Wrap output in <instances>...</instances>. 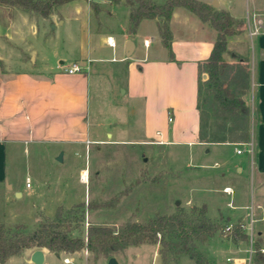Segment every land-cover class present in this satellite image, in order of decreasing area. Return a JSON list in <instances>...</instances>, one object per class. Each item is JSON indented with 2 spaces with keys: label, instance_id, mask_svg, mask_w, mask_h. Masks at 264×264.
Listing matches in <instances>:
<instances>
[{
  "label": "rangeland",
  "instance_id": "374dc122",
  "mask_svg": "<svg viewBox=\"0 0 264 264\" xmlns=\"http://www.w3.org/2000/svg\"><path fill=\"white\" fill-rule=\"evenodd\" d=\"M152 1L157 4L165 2ZM102 7L100 20L103 25L120 34L121 27L129 23V8L110 4ZM45 24L48 36L55 37L56 41H60L68 30L67 25L52 30V26L48 28V22ZM96 24H99L98 20ZM154 30L156 25L151 21L144 22L139 28L138 35L134 37L138 49L135 57L144 58L140 44L143 37H150ZM42 34L43 29L40 30ZM29 40L35 43L31 34ZM43 52L50 57L49 65L57 66L58 56L53 55L55 47L46 48ZM148 53L151 56L164 55V48L155 42L147 51V58ZM64 56L66 64L71 63L68 54ZM98 66L113 67L111 63H95L90 70V131L102 142L84 146L80 154L65 149L63 162L56 160L64 150L59 151L61 147L58 145L9 146L7 181L0 184V224L7 227L25 225V232H30L43 217L55 218L59 209L57 199L63 190L65 204L87 201L85 205L94 206L93 210L87 211L84 223L73 236L86 235L90 224L119 230L128 222L146 223L159 215L178 212L197 219L199 210L195 209L205 205L207 219L220 228L215 235H204L195 242L208 263L257 264L256 258L260 253L264 264V175L260 178L254 175L253 148L246 142L251 139L254 129L251 116L222 123L220 114L212 109L210 117L215 124L217 142L203 144L200 148L177 144L171 138L165 141L159 137V132L169 134L173 125L161 109L187 93L174 90L171 85L168 87L172 89L161 90L160 73L147 70L146 79L140 77L134 81L135 85L147 83V98L131 99L125 93L126 89L121 87V78L112 79L107 74L109 77L98 81L94 71ZM146 117L147 139L143 135ZM217 124L226 126L219 128ZM219 142L221 144L206 159L196 154L198 150L213 148ZM237 149L242 153H237ZM215 162L220 166L214 165ZM84 171H87L88 178L87 182L81 183ZM206 202L210 203L209 208ZM226 213L231 216L232 225ZM239 213L237 221L233 215ZM237 225L246 233V240H233L232 232ZM27 253L29 251L12 257L6 264H33L28 262ZM65 256L47 253L45 264H64ZM77 256L76 260L83 259L82 254ZM88 257L86 264L109 262L104 255L95 252L89 253ZM114 257L118 264H196L177 248H165L160 242L131 246ZM77 263L81 264L80 261Z\"/></svg>",
  "mask_w": 264,
  "mask_h": 264
},
{
  "label": "crops",
  "instance_id": "0c3cea01",
  "mask_svg": "<svg viewBox=\"0 0 264 264\" xmlns=\"http://www.w3.org/2000/svg\"><path fill=\"white\" fill-rule=\"evenodd\" d=\"M200 1L210 5L216 2V7L212 5L216 10L229 12L236 21L243 22V31L229 38L228 51L224 58L229 63H236L234 56L238 55L246 59L249 65L248 89L244 99L250 107L251 123L254 129L251 139L247 142L253 148L254 175L260 178L264 175V27H259V21H264V0ZM98 3L101 8L98 16L93 13L88 1L76 0L57 7L53 17L48 19L17 8L0 5V184L7 181L9 146L58 145L61 147L59 151L64 149L62 152L64 161L65 149L80 154L84 146L86 148L88 144L102 142L96 135L91 134L89 121V91L92 78L90 70L95 63H111L113 67L111 69L104 66L94 69L98 81L109 75L112 79L121 78V87L126 89L125 93L131 99L143 96L147 98V83L143 86L135 85L136 78L146 79L147 70L160 73L161 90L174 87V90L182 93L185 91L187 94L184 97L179 96L176 102L162 107L161 110L165 115L172 114L173 122L170 125L173 126L169 134L160 131L159 137L166 139L165 141L171 138L173 142L189 147L215 143L201 142L199 137L201 117L197 108L199 103L198 63L206 60L214 47L217 32L212 26L202 22L189 11L176 9L170 22L171 48L176 61H171L169 50L161 42L156 20H143L138 30L132 34L129 33L128 23L121 27L119 34L105 27L100 20L103 14L102 6L115 4L108 1ZM115 6L125 7L124 4ZM109 14L113 16L112 13ZM97 20L99 24H96ZM147 21L153 22L156 30L151 32L150 37H143L140 53L144 54V58H138L135 57L138 49L134 37L138 35L142 24ZM45 22H48V28L52 26V30L67 25L68 30L65 36L60 41H56L51 35L48 36ZM41 29H43L42 35H40ZM255 29H258V32L251 34ZM29 34L34 37L35 43L29 40ZM109 38H112L115 43L114 47L109 45ZM146 39L152 41L148 48L144 45ZM129 41L134 43V50L130 56H127L126 45ZM155 42L164 48V55L158 53L151 56L148 53L147 58V51ZM54 47L53 55L58 56L55 67L49 65L50 57L43 52L46 48ZM65 53L68 54L67 58L71 63L66 64ZM151 57L153 59H150ZM74 63L83 66L82 72L66 73L65 69ZM145 110L147 112V107ZM147 133L146 117L143 132L146 139ZM221 143H216L213 148L206 147L203 151L198 150L196 154L206 159ZM216 164L220 166L218 162L214 165ZM80 182L83 183L81 180ZM57 202V207L70 208L78 205L65 204L64 190ZM206 204L209 208L210 203L206 202ZM229 204L230 201L227 202L228 206ZM226 214L232 225L231 216ZM233 216L238 221L240 213ZM27 251L29 253L25 255L31 263V254L34 250ZM47 253L52 252L45 251L44 264ZM63 254L60 253V256ZM79 254L83 255L82 260L80 258L76 260ZM70 256L72 264H78L79 261L81 264H86L89 252L82 251Z\"/></svg>",
  "mask_w": 264,
  "mask_h": 264
},
{
  "label": "trees",
  "instance_id": "16d2710c",
  "mask_svg": "<svg viewBox=\"0 0 264 264\" xmlns=\"http://www.w3.org/2000/svg\"><path fill=\"white\" fill-rule=\"evenodd\" d=\"M73 1L76 0H0V5L17 8L48 19L53 16L57 7ZM86 1L97 16L100 13L99 1H108L115 5L124 4L129 8V33L131 34L138 30L143 20H156L161 42L169 50L171 61H176L171 48L170 29L174 11L184 8L202 22L209 23L217 32V37L210 56L198 63L199 103L197 108L201 117L200 140L201 142H217L215 124L210 117L212 109L220 114L222 123L250 117V107L244 99L248 89L249 65L246 59L238 55L234 56L236 63H229L224 58L228 51L229 38L243 31V22L236 21L229 12L218 11L212 5L200 0H165L162 4L152 0ZM204 74L207 75L205 80L202 78ZM217 125L219 128L226 126L225 124ZM93 209V205H85V203L69 209L61 206L54 219L43 217L30 232H25V225L7 227L1 223L0 264H6L10 258L35 249L67 255H75L82 251L95 252L109 260L128 247L157 242L165 248L168 246L177 248L180 253L186 254L196 264H209L195 242L204 235L211 237L220 230L219 226L207 219V207L204 205L201 209H195L199 210L197 219L190 218L184 212H178L172 215H159L146 223L128 222L119 230L90 224L86 235L73 236L74 231L84 223L87 211ZM232 238L235 241H243L246 240L247 235L242 232L241 226L237 225L232 232ZM262 257L259 253L256 258L257 264H262Z\"/></svg>",
  "mask_w": 264,
  "mask_h": 264
},
{
  "label": "built area",
  "instance_id": "2783aa9c",
  "mask_svg": "<svg viewBox=\"0 0 264 264\" xmlns=\"http://www.w3.org/2000/svg\"><path fill=\"white\" fill-rule=\"evenodd\" d=\"M259 27H264V21L263 22L259 21ZM257 32H258V29H255L254 32L251 33V34H256ZM108 43L112 47L115 46V43L113 42L112 38H109ZM151 43H152V41L150 39L144 40V45H145L146 48H148L151 45ZM83 69L84 68H83L82 65H80L79 63H74V64L71 65V67L66 68L65 71L68 74H74V73H81ZM168 121H169V123L173 122V116H172L171 113H169V115H168ZM237 153H239V154L242 153V150L241 149H237ZM87 178H88V176H87ZM87 178H84L83 174L81 175V181L83 183L87 182ZM27 186H29V183L27 184ZM228 229H230V227ZM230 260L231 259H229V261ZM64 263L72 264V260H71V256L70 255H68L67 257L64 258Z\"/></svg>",
  "mask_w": 264,
  "mask_h": 264
},
{
  "label": "water",
  "instance_id": "95a60500",
  "mask_svg": "<svg viewBox=\"0 0 264 264\" xmlns=\"http://www.w3.org/2000/svg\"><path fill=\"white\" fill-rule=\"evenodd\" d=\"M212 5L214 7H216L217 6V3L214 2ZM126 50H127V56H130L131 53L134 50V43L132 41H129L127 43ZM202 78L205 80L207 78V75L204 74ZM57 160L59 162H62L63 161V153H61L57 157ZM177 204L179 205V202ZM56 256L59 257L60 254L59 253H56ZM30 260H31V263H33V264H44V261H45V251L43 249H35L32 252V254H31V259ZM108 264H118L117 259L115 257L110 258Z\"/></svg>",
  "mask_w": 264,
  "mask_h": 264
},
{
  "label": "bare ground",
  "instance_id": "6f19581e",
  "mask_svg": "<svg viewBox=\"0 0 264 264\" xmlns=\"http://www.w3.org/2000/svg\"><path fill=\"white\" fill-rule=\"evenodd\" d=\"M83 175H84V178H87L88 176L87 171H84ZM227 191H230V190H227Z\"/></svg>",
  "mask_w": 264,
  "mask_h": 264
}]
</instances>
